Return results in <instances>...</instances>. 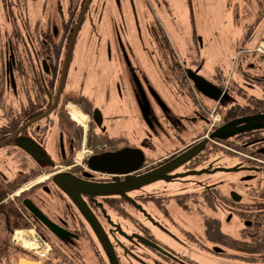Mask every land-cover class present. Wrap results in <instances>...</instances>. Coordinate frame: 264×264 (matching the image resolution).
Masks as SVG:
<instances>
[{
  "label": "flooded vegetation",
  "instance_id": "obj_1",
  "mask_svg": "<svg viewBox=\"0 0 264 264\" xmlns=\"http://www.w3.org/2000/svg\"><path fill=\"white\" fill-rule=\"evenodd\" d=\"M26 1L22 33L13 1L0 0L12 30L5 49L0 43V262L43 250L40 264H111L107 240L118 264H194L167 238L264 264V0L248 3L250 22L234 55L240 81L219 71L209 80L203 60L189 67L155 21L159 77L174 104L187 100L181 113L128 60L117 31L113 56L107 43L104 64L83 63L101 44L106 0ZM191 72L217 88L216 99L195 89ZM166 129L177 142L157 153L151 140ZM121 151L122 160L105 158ZM96 185L110 191L95 193ZM194 217L203 235L177 222ZM17 230L39 248L10 244Z\"/></svg>",
  "mask_w": 264,
  "mask_h": 264
},
{
  "label": "rangeland",
  "instance_id": "obj_2",
  "mask_svg": "<svg viewBox=\"0 0 264 264\" xmlns=\"http://www.w3.org/2000/svg\"><path fill=\"white\" fill-rule=\"evenodd\" d=\"M12 1L11 6L13 9L9 10L13 11L14 20L11 16L10 19L15 21L16 18L17 24H15V26L23 33V27L27 23V19L24 15L27 1ZM249 1L250 0H106L105 10L101 17L102 24L98 25V29H101V34L98 36L101 44L95 46L93 49V51L95 50V54L88 56L83 63L92 65L93 61L97 62L98 60L104 64L107 54L102 51V47L103 44L105 45L107 43L112 47L113 56V43L117 31L126 46L128 60L139 67V72L145 75L150 84L164 97L168 106L174 112H184L182 107L187 100L180 98L183 106H181L180 103V106L174 104L172 99L166 95L167 90L161 83L159 77L161 73L160 68H157L159 52L156 48V38L153 33L154 29L158 30V28L155 27V21L158 22V27L160 25V30L170 36L173 43L175 42L179 45L181 49L177 50L178 58L184 59L189 67L195 66L203 60L200 73L209 80H214L215 77L213 76L216 74V71H219L224 79L231 75V79L240 81L241 79L234 63V55L235 47L246 31V24L250 22V16L248 15ZM38 9L34 7L33 12L30 13L31 17H33V19L35 18L34 21L40 17V15H38ZM2 10L0 6V20L2 16L0 24V26H2L0 43L3 49H5L7 35L11 36L12 30L4 26L3 16L4 14L7 15L9 11L4 10L3 14L1 13ZM15 11L17 12L15 13ZM17 13L20 14L18 17L15 16ZM195 35L202 39L201 45L198 41V47L193 40V36ZM80 41L83 42L85 40L82 38ZM80 44L81 43H79V46ZM97 50L98 53H96ZM80 56H82L81 53ZM106 69L108 70L107 67ZM2 72L3 71H0L1 90L5 88L4 73ZM126 123L130 127L134 126V124L130 122V119H128ZM198 130L199 125L197 124L187 130L185 136L189 137ZM166 133H170L168 129H166ZM166 133L160 132L161 135H158L159 139H157L158 137H154L153 140H151V143L157 144L154 145V148L158 146L156 150L157 153H161V150L167 149L173 144V141H176L171 137V133L168 135L170 139H167L165 137ZM143 136L145 137L144 130ZM226 176L229 177L230 175ZM194 219L195 221L189 219L187 222L177 219V222L180 228H188L197 235H203L202 229L199 227L198 218L194 217ZM19 232L22 233V235L17 234ZM26 235L28 234H26L24 230H17L13 234L15 242L12 240L13 237H8V242L10 244L15 243L14 245L21 249L35 247L32 245L35 243L34 240L32 242L29 238H25ZM29 235L32 234L30 233ZM163 239L174 249L192 258L191 260L194 264H262L257 256L254 257V260L240 257H223L209 252H199L194 249L187 250L186 247L181 246L174 240L167 238ZM24 241L29 242L26 244L28 246L24 245ZM19 255L23 256L19 252H14V255L9 256V258L5 256L4 262H0V264H5L7 259L13 262ZM1 257L3 256L0 254V258ZM132 261L134 262V260ZM127 264L131 263L128 262ZM134 264L137 263L134 262Z\"/></svg>",
  "mask_w": 264,
  "mask_h": 264
},
{
  "label": "water",
  "instance_id": "obj_3",
  "mask_svg": "<svg viewBox=\"0 0 264 264\" xmlns=\"http://www.w3.org/2000/svg\"><path fill=\"white\" fill-rule=\"evenodd\" d=\"M192 81H193V84H194V87L195 89H197L199 92L203 93L204 95H206L208 98H211V99H216L217 95H218V91H217V88L215 86H213L212 84H210L209 82H207L206 80H204L201 76L199 75H196L194 72H191L189 73ZM252 118H242V119H238V120H235L236 121H248ZM231 124H234V122H230L229 124L225 125L223 128L227 127V126H230ZM215 133L212 134V136H214ZM101 158H104L101 157ZM106 159L108 158H113V159H118V160H122L123 158V151L121 152H118V153H115L114 155H111V156H105ZM179 159H181V156L179 157H176V159L173 161H178ZM134 166L130 167H126V168H119V169H111V170H108V168H105V167H101L100 169L102 170H108V171H111V172H114V171H125V172H128L133 168ZM203 172V170H200V171H190V172H187L183 175H188V174H201ZM110 190L108 189V186L107 185H96L95 188H94V192L95 193H99V194H102V193H108ZM129 200V198H127ZM105 247H106V250H107V254L109 256V259H110V263L111 264H118L117 262V259H116V256H115V253H114V250H113V247L110 245V243L106 240L105 242ZM16 264H40L38 261H35V260H31V259H27L25 257H18L17 258V261H16Z\"/></svg>",
  "mask_w": 264,
  "mask_h": 264
},
{
  "label": "built area",
  "instance_id": "obj_4",
  "mask_svg": "<svg viewBox=\"0 0 264 264\" xmlns=\"http://www.w3.org/2000/svg\"><path fill=\"white\" fill-rule=\"evenodd\" d=\"M38 255H39V257H43L44 254L43 253H38Z\"/></svg>",
  "mask_w": 264,
  "mask_h": 264
}]
</instances>
